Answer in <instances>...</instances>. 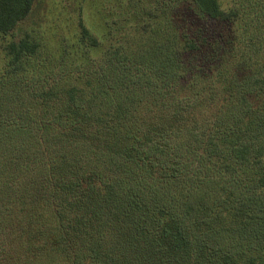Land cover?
<instances>
[{
  "label": "trees",
  "instance_id": "16d2710c",
  "mask_svg": "<svg viewBox=\"0 0 264 264\" xmlns=\"http://www.w3.org/2000/svg\"><path fill=\"white\" fill-rule=\"evenodd\" d=\"M35 1L0 0V34ZM156 1L120 3L139 18L98 57L83 12L73 56L6 45L31 72L0 80V219H28L9 264H264V5L228 48L169 15L225 21L220 0Z\"/></svg>",
  "mask_w": 264,
  "mask_h": 264
},
{
  "label": "rangeland",
  "instance_id": "374dc122",
  "mask_svg": "<svg viewBox=\"0 0 264 264\" xmlns=\"http://www.w3.org/2000/svg\"><path fill=\"white\" fill-rule=\"evenodd\" d=\"M138 1L36 0L31 13L24 20L20 21L11 33L6 35L0 34V80L12 75H14L12 81H17L18 76L30 80L31 72H22L25 70V66H19L16 70L6 68L8 60L5 49L6 45L12 40H18L27 31L33 34H35V30L40 31L44 36L42 39L46 50L44 52H49L47 55H53L55 59H58L62 54L59 48L54 47H58L57 45L60 42L61 45L63 44L64 49L67 48L69 50V56H73L79 49V45H74L73 43L79 40L77 36L80 31L79 20L83 12L87 25L93 30L96 37L102 41L101 47L92 49V55L98 57V54L105 50L110 42L109 35L114 33L110 32L111 30L122 28V26L125 27V30H129L139 18V16L132 12L133 8H131L132 11H129V7H121L120 3H132L135 5ZM167 1L171 5L176 3V0ZM160 2L162 0L156 1V8H159ZM220 3L228 17L225 21H219L193 13L194 6L192 3L187 4L185 8L181 9V13L179 12L178 15H174L172 13L173 11L169 15L170 17L173 16L174 19L178 18L177 23L182 22L186 18L189 27H191L189 32H193L196 26H201L213 39L221 38L220 45L222 47L237 48L243 44L242 35L250 34L253 28H255L254 17L257 11L264 5V0H220ZM167 9H170L168 5ZM155 13H159V11H155ZM151 20H155V18H151ZM130 35L133 36V33L130 32ZM70 41H72V46L66 43L71 44ZM53 52L57 53L52 54ZM221 53L222 51L219 50L220 59H222L220 57ZM193 56L190 59V63L196 60V66H198V59ZM35 62L33 61L32 64ZM45 63H48L46 59ZM12 214L16 215L13 212ZM12 217L9 216L7 219H0V230H3V232H0V237L6 230L8 231V227H17L21 222L22 224L23 222H28V219H12ZM13 238L12 234L11 237L9 234H6V239L9 241L0 239V247L2 245H10V240ZM10 250L14 251V248L9 246L4 251L7 253ZM8 256H11L10 252H8ZM10 262L11 258L4 259L0 256V264H9Z\"/></svg>",
  "mask_w": 264,
  "mask_h": 264
}]
</instances>
